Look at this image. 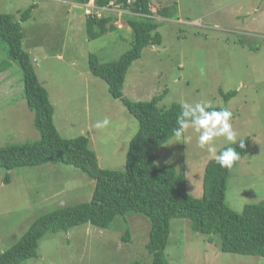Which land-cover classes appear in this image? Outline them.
<instances>
[{"label": "rangeland", "instance_id": "1", "mask_svg": "<svg viewBox=\"0 0 264 264\" xmlns=\"http://www.w3.org/2000/svg\"><path fill=\"white\" fill-rule=\"evenodd\" d=\"M34 1L39 7L22 24L28 36L23 47L35 59V70L54 105L57 131L67 139L88 136L100 168L124 170L128 132L137 122L109 96L106 84L89 73L87 64L90 54L110 63L131 48L130 27L119 18L125 12L116 6L104 8L106 15L118 17L112 22L117 31L90 40L86 20L79 13L82 6L72 0L3 1L0 11L25 10ZM159 2L176 3L179 18L157 16ZM150 10L163 23L158 29L162 44L145 48L130 66L125 96L150 101L167 89L161 108L187 102L231 111L237 139L247 138L250 152L231 170L227 206L241 212L246 204L264 203V0H151ZM5 49L0 41V67H4L0 70V147L39 140L34 115L24 101L22 72L14 62L4 66ZM219 89L235 96L225 102ZM105 118L110 120L108 127L95 128ZM189 135L191 140L184 145L169 139L155 152L156 162L184 173L187 191L200 198L205 165L214 157L198 147V134L190 130ZM228 144L218 138L215 147L218 151ZM9 173L10 183L5 184L7 172L0 168V253L14 246L44 210L87 202L94 186L79 170L62 164ZM184 223L171 221L166 250L170 264H264V258L221 252ZM125 230L130 233L129 247L121 240ZM149 230V220L141 215H129L126 222L116 218L106 230L80 225L45 235L38 257L22 264H150L145 248Z\"/></svg>", "mask_w": 264, "mask_h": 264}, {"label": "trees", "instance_id": "2", "mask_svg": "<svg viewBox=\"0 0 264 264\" xmlns=\"http://www.w3.org/2000/svg\"><path fill=\"white\" fill-rule=\"evenodd\" d=\"M72 1L83 5L89 0ZM150 4L151 0H94L98 8L116 6L123 10L125 13L119 18L126 20L132 36L131 48L118 60L103 63L95 54H90L87 64L89 73L106 84L109 96L119 101L130 114L129 118L137 122V125L132 123L133 130L128 132L125 168L121 171L99 167L96 153L89 147L88 136L67 139L56 129L54 105L39 80L30 53L23 47V40L28 36L22 24L31 18L33 10L39 7L38 3L34 1L25 10L17 7L13 14L0 11V41L5 44L7 52L4 66L9 62L18 64L23 75L24 101L34 115L33 125L39 134V140L35 142L0 147V168L7 172L3 182L9 184V172L18 168L62 164L79 170L94 183L87 202L69 203L44 210L37 216L16 244L0 253V264H22L36 259L39 244L47 234L68 232L85 224L106 230L116 218L122 217L126 222L129 215H141L150 222L145 246L150 264H170L166 250L171 221L175 219L185 221L187 230L206 237L223 253L264 258V203L246 204L241 212L231 210L226 203L228 179L238 161L232 169H226L221 168L214 158L209 160L203 171L202 196L193 197L187 191L185 174L172 165L158 164L155 156L157 149L173 138L180 104L172 103L168 108L159 106L168 93L167 89L150 101H134L125 96L124 83L130 66L141 58L145 48L162 44L158 29L163 23L154 16ZM176 10V3L166 5L159 2L155 13L162 19L177 20ZM117 18L114 13L106 15V11L99 18L86 16L88 38L94 40L107 32L117 31L112 23ZM219 93L225 102L235 96V92L224 93L220 89ZM244 141L243 150L239 143L228 144L217 154L232 146L242 159L250 152L249 140ZM121 240L125 247L130 244L129 230H125Z\"/></svg>", "mask_w": 264, "mask_h": 264}, {"label": "clouds", "instance_id": "3", "mask_svg": "<svg viewBox=\"0 0 264 264\" xmlns=\"http://www.w3.org/2000/svg\"><path fill=\"white\" fill-rule=\"evenodd\" d=\"M78 5V4H77ZM112 5V4H111ZM83 6L84 16L101 17L104 8L94 5V0H89ZM107 8V7H106ZM100 10V11H99ZM100 12V13H99ZM181 111L176 119V127L173 129L175 144H187L191 140L189 131L198 134L197 144L201 150L212 154L215 161L221 168L232 169L237 161L240 160V153L236 147L228 146L217 153L215 142L218 138H223L231 145L239 143L240 149H245V141L237 139V134L233 130L232 113L228 109H212L210 103L189 104L183 102L180 105ZM110 120L105 118L95 123V128L104 129L108 127Z\"/></svg>", "mask_w": 264, "mask_h": 264}, {"label": "crops", "instance_id": "4", "mask_svg": "<svg viewBox=\"0 0 264 264\" xmlns=\"http://www.w3.org/2000/svg\"><path fill=\"white\" fill-rule=\"evenodd\" d=\"M3 1H5V2L7 1V3H8V2H14V0H12V1H10V0H0L1 4L4 3ZM7 7H8V6H7ZM82 8H83V6H82L81 8H79V9L81 10V11H79V13H81L80 16H82L83 19H84V18H85V17H84V11H83ZM2 10L5 11L6 9H2ZM14 12H15V11L13 10L12 14H13ZM74 12H77V11H74ZM2 13H4V12H2ZM5 13L8 14V10H6ZM67 13H68V12H67ZM67 15H68V14H67ZM70 19H72V18L70 17ZM57 57L60 58V56H57ZM32 63H33V65H34V67H35V66H36V65H35V63H36V62H35V59H32ZM39 80H40V79H39ZM40 82H41V80H40ZM42 83L44 84V82H42ZM44 85H45V84H44Z\"/></svg>", "mask_w": 264, "mask_h": 264}]
</instances>
